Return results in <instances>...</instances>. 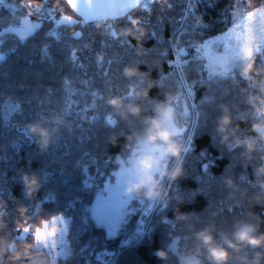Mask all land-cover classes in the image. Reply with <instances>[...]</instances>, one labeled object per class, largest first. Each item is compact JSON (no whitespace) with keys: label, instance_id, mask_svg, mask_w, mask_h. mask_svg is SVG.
<instances>
[{"label":"trees","instance_id":"16d2710c","mask_svg":"<svg viewBox=\"0 0 264 264\" xmlns=\"http://www.w3.org/2000/svg\"><path fill=\"white\" fill-rule=\"evenodd\" d=\"M191 7L187 12L182 7L180 15L185 16L178 30L166 20L151 24L139 18L112 46L88 34L99 21L81 20L80 27L48 19L24 39L1 33L12 16L0 7V213L9 202L32 229L56 215L70 218L73 228L87 215L90 199L81 185V165L94 160L95 177L103 180L114 168L113 159L144 136L157 106L173 100L186 84L195 113L180 144L183 174L178 179L160 175V196L141 217L142 234L116 244L103 260L175 264L167 244L178 233L182 251L208 264L197 232L207 230L221 244V234L231 238L242 224L264 232L259 207L264 206V165L252 162L262 152L230 147L241 139L263 138L248 129L264 127L258 115L264 101V59L253 70L259 74L243 76L235 68L227 76L205 78L200 59L179 53L176 44L192 50L227 30L239 9L237 0H192ZM77 30L81 34L74 36ZM116 97L121 103L113 107L109 101ZM134 107L139 115L130 111ZM225 115L228 123L219 131ZM164 166L171 171L177 160L166 157ZM177 209L179 217L174 215ZM89 233H83L75 247ZM90 251L99 247L82 251L81 264H103L88 255ZM256 252L264 253V248L245 247L239 255L251 261ZM2 258L4 264H48L47 254L35 248L31 235L13 237ZM232 264L239 262L234 259Z\"/></svg>","mask_w":264,"mask_h":264},{"label":"rangeland","instance_id":"374dc122","mask_svg":"<svg viewBox=\"0 0 264 264\" xmlns=\"http://www.w3.org/2000/svg\"><path fill=\"white\" fill-rule=\"evenodd\" d=\"M192 0H143L136 8L125 16L115 19H106L97 22L95 31L88 29V34L98 35L103 38L107 45L112 46L119 42L124 33L134 28L137 20L142 18L145 23L154 24L157 21L166 20L171 27L178 30L183 23L185 13L180 15L182 7L185 12L191 9ZM28 5H31L29 8ZM264 0H237L238 12L234 14L231 26L202 43L193 46L192 50L180 47L176 44L177 51L192 53L200 59L199 67L204 71L205 78L224 77L235 68L241 70L243 76H250L256 67L262 63L264 58V43L260 44V53L255 54V65L253 61L230 58L239 47L236 36L242 29L237 25L243 18L245 12L253 8H260ZM0 7L6 8L12 18L8 26L2 28L3 32H12L24 39L31 34L44 20L51 19L56 25L74 24L82 27L81 18L73 12L65 0H0ZM33 13V15H32ZM260 23L264 24V20ZM108 35H107V34ZM81 34L77 30L74 36ZM259 32L257 31V39ZM96 41L95 39H92ZM2 55L0 54V59ZM186 60L181 61L184 63ZM182 91L173 99L162 103L161 106H171L175 115L170 121L161 118L163 127L176 128L179 135L175 137L179 144L185 142L189 135L194 119V108L192 103V90L186 84H182ZM259 117L264 119V101ZM158 116V114H157ZM156 116V117H157ZM262 134L261 139L245 138L233 144L231 149L248 150L253 153L262 152L257 158H253V164L264 165V127L256 126ZM143 138V137H142ZM138 140L133 147L123 156L113 159L114 168L103 180L96 179V162L88 160L80 167V178L82 187L90 192L88 202V213L82 220L72 228L70 218L56 215L50 220L36 228H30L23 216L17 215L11 203L1 206L0 213V257L5 250L11 248L12 238L26 237L31 233L24 234L20 230L27 226L32 230L35 248L43 250L48 256V264H81L82 251L88 248L99 247V251H90L88 255L103 260L106 254H111L113 246L125 244L136 240L143 232L141 221L142 215L149 213L156 204V197L145 198L142 195L129 194L127 185L137 179L138 170L136 160L140 154L153 152L164 166L166 160L163 147L156 149ZM160 174L157 173V179ZM37 195V192H36ZM55 230L53 238L52 233ZM90 232L85 242L81 245L75 244L81 235ZM39 233V235H37ZM47 239L48 247L45 246ZM54 243V246H53ZM182 239L180 234L174 233L167 244L169 255L175 260V264H185L186 259H199L197 255L184 253L182 251ZM76 249V250H75ZM70 255L74 257L66 260ZM200 260V259H199ZM103 264L105 260H103ZM110 264V263H109Z\"/></svg>","mask_w":264,"mask_h":264},{"label":"clouds","instance_id":"9594fccd","mask_svg":"<svg viewBox=\"0 0 264 264\" xmlns=\"http://www.w3.org/2000/svg\"><path fill=\"white\" fill-rule=\"evenodd\" d=\"M255 62L253 61V66ZM113 107H118L121 103L120 98L116 97L109 101ZM130 111L134 115H139L140 109L137 107L131 108ZM157 117L150 120V126L145 130L143 141L156 149L163 147L165 156L177 160V167L171 171H167L166 167L162 165L157 156L153 152H146L140 154L136 160V167L138 170L137 179L127 185V192L129 194L142 195L145 198L152 199L159 197L161 192L160 180L157 179V173L161 176H167L172 179H178L183 174V170L179 168L182 152V145H180L175 137L179 135V130L176 128H166L162 126L161 118L164 121H170L174 115V109L171 106L163 107L157 106ZM229 118L225 115L220 119L219 131H224ZM251 131H258L255 126L248 129ZM259 206V201L257 202ZM260 207V215L264 216V206ZM174 215L179 217L181 214L179 209L174 212ZM254 215V213H249ZM196 238L206 252V259L208 264H232L235 259L239 264H260V260L264 253L256 252L254 258L249 261L247 257L239 255L245 248L259 249L264 248V232H259L257 228L242 224L236 231L232 233V237L221 234L219 239L221 243L207 230H201L196 233ZM161 258H165L167 253L157 252ZM185 264H202L199 259H191L185 261Z\"/></svg>","mask_w":264,"mask_h":264},{"label":"snow or ice","instance_id":"6c2138e0","mask_svg":"<svg viewBox=\"0 0 264 264\" xmlns=\"http://www.w3.org/2000/svg\"><path fill=\"white\" fill-rule=\"evenodd\" d=\"M28 7L30 8L31 5H28ZM261 20H264V5L260 8H253L252 10L245 12L242 20L237 25L238 29H242V31L236 36V39L239 41V47L230 58L234 57L239 60L248 59L255 62V54L260 53V44L264 43V24L260 23ZM257 31L259 32L258 39ZM73 58L75 59V57ZM260 72H264V67L260 68ZM253 74L259 73L253 71ZM250 82L255 83V80L252 79ZM20 231L24 234L31 233L32 236V230L28 229L27 226H23ZM37 235H39V233H37ZM52 236L54 238L55 230H53ZM21 239H24V237L21 236ZM45 246H49L47 239L45 240ZM17 259L19 260L20 258ZM0 264H4L2 257H0Z\"/></svg>","mask_w":264,"mask_h":264},{"label":"water","instance_id":"95a60500","mask_svg":"<svg viewBox=\"0 0 264 264\" xmlns=\"http://www.w3.org/2000/svg\"><path fill=\"white\" fill-rule=\"evenodd\" d=\"M82 21L93 22L125 16L143 0H65Z\"/></svg>","mask_w":264,"mask_h":264}]
</instances>
